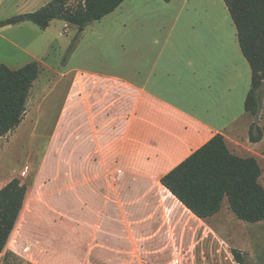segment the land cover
<instances>
[{
  "label": "rangeland",
  "instance_id": "1",
  "mask_svg": "<svg viewBox=\"0 0 264 264\" xmlns=\"http://www.w3.org/2000/svg\"><path fill=\"white\" fill-rule=\"evenodd\" d=\"M68 1L77 7L85 0ZM28 9L16 7L18 13L12 17ZM145 9L141 4H129L105 22L94 23L96 27L88 26L70 62L68 48L76 28L70 33L66 22L65 30L64 23L53 25L47 40L41 42L53 43L46 54L41 48H34L31 55L24 51L30 52L26 44L36 38L30 28L16 26L15 34H3L10 42L0 37V64L17 70L42 60L28 100V117L17 134L0 140V190L13 179L28 188L25 207L0 254V264H240L235 256L242 264H264V222L239 220L228 200L222 212L203 221L163 187L152 184L150 197L107 199L101 214H78L77 199L65 188V159L59 163L45 158L47 143L65 109L67 79L75 77V72L105 64L140 65L142 42L147 40L154 48L167 46L162 62L186 64L200 57L199 41L163 33L160 23L145 21ZM28 27L40 31L32 24ZM236 41L238 45V38ZM235 45L227 25L221 53L214 58H221L223 65H242ZM241 57L246 62L242 53ZM258 98L259 116L253 123L261 122L264 129V86ZM252 146L264 148V144ZM260 182L264 186V170Z\"/></svg>",
  "mask_w": 264,
  "mask_h": 264
},
{
  "label": "crops",
  "instance_id": "2",
  "mask_svg": "<svg viewBox=\"0 0 264 264\" xmlns=\"http://www.w3.org/2000/svg\"><path fill=\"white\" fill-rule=\"evenodd\" d=\"M52 1L0 0V22L17 14L16 7H30L20 12L29 14ZM127 4L146 7L145 21L160 23L163 33L199 41L200 57L186 64L162 62L167 46L154 48L147 40L142 42L140 65H98L91 70L73 71L76 76L67 79L65 109L47 143L45 158L59 163L65 159V188L68 195L77 199V213L87 216L101 214L107 199L150 197L148 188L152 184L167 190L161 179L218 134L225 137L233 154L242 158L251 155L264 170V148L252 146L264 144V129L261 122L253 123L259 115L253 116L245 108L252 70L241 57L237 28L225 1L127 0L95 24L117 15ZM60 23H64L65 30L61 20L53 21L46 30L31 22L16 25L30 28L36 37L26 44L30 52L24 51L29 54L34 48H41L48 53L53 43L41 42L47 40L52 26ZM30 24L40 31L28 27ZM227 25L242 65H223L221 58H214L215 53H221V37H225ZM16 26L0 28L1 39L7 40L5 33L15 34ZM67 26L70 33L76 28L68 48L70 62L87 28L81 31ZM27 117L28 110L24 121ZM253 124L263 131L259 142L250 140ZM19 127L10 134H17ZM55 160L53 163L57 164Z\"/></svg>",
  "mask_w": 264,
  "mask_h": 264
},
{
  "label": "trees",
  "instance_id": "3",
  "mask_svg": "<svg viewBox=\"0 0 264 264\" xmlns=\"http://www.w3.org/2000/svg\"><path fill=\"white\" fill-rule=\"evenodd\" d=\"M127 0H85L73 7L68 0H53L36 12L0 22V28L31 22L42 30L61 20L84 31L102 21ZM170 2L172 0H165ZM238 32L243 56L252 70L246 111L257 116L258 91L264 86V0H224ZM78 38L75 39L71 51ZM38 62L14 70L0 64V139L14 132L27 115V105L40 76ZM257 131V135L254 134ZM263 131L253 124L250 140L259 142ZM263 169L254 157L233 154L221 134L161 179V184L193 215L206 221L218 215L225 200L237 218L249 224L264 222ZM28 188L13 179L0 190V254L4 253L27 198ZM242 264L239 257L235 256Z\"/></svg>",
  "mask_w": 264,
  "mask_h": 264
},
{
  "label": "built area",
  "instance_id": "4",
  "mask_svg": "<svg viewBox=\"0 0 264 264\" xmlns=\"http://www.w3.org/2000/svg\"><path fill=\"white\" fill-rule=\"evenodd\" d=\"M28 170H29V167H27L24 171H23V176H26V174H27V172H28Z\"/></svg>",
  "mask_w": 264,
  "mask_h": 264
}]
</instances>
